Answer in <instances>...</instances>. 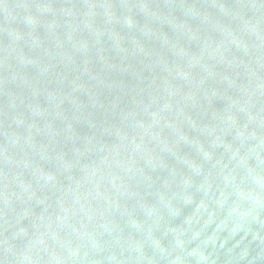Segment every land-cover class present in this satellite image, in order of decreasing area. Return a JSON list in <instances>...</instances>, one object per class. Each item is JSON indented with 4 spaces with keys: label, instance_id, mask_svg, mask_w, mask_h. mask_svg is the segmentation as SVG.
I'll list each match as a JSON object with an SVG mask.
<instances>
[{
    "label": "water",
    "instance_id": "obj_1",
    "mask_svg": "<svg viewBox=\"0 0 264 264\" xmlns=\"http://www.w3.org/2000/svg\"><path fill=\"white\" fill-rule=\"evenodd\" d=\"M0 264H264V0H0Z\"/></svg>",
    "mask_w": 264,
    "mask_h": 264
}]
</instances>
